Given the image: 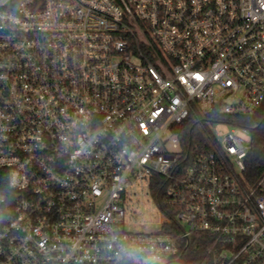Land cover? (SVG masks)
<instances>
[{"label": "built area", "instance_id": "1", "mask_svg": "<svg viewBox=\"0 0 264 264\" xmlns=\"http://www.w3.org/2000/svg\"><path fill=\"white\" fill-rule=\"evenodd\" d=\"M262 102L264 0H0V264H160L199 232L213 264H264L249 128L211 124L226 162L177 134ZM136 187L156 231L126 227Z\"/></svg>", "mask_w": 264, "mask_h": 264}, {"label": "trees", "instance_id": "2", "mask_svg": "<svg viewBox=\"0 0 264 264\" xmlns=\"http://www.w3.org/2000/svg\"><path fill=\"white\" fill-rule=\"evenodd\" d=\"M224 121L246 126L250 130V148L244 158L245 168L238 173L237 179L245 189L254 186L264 175V102L252 113L243 116H223L217 113L202 115L197 110L192 112L185 123L177 128V134L184 156H192L200 145L203 151L215 152L218 159L226 162V157L211 131V124ZM186 163V162H185ZM152 181V190H159V200L162 195V177ZM154 184V185H153ZM211 238L205 233H194L188 244L176 256L160 264H213L209 252ZM120 264H131L122 261Z\"/></svg>", "mask_w": 264, "mask_h": 264}, {"label": "rangeland", "instance_id": "3", "mask_svg": "<svg viewBox=\"0 0 264 264\" xmlns=\"http://www.w3.org/2000/svg\"><path fill=\"white\" fill-rule=\"evenodd\" d=\"M214 128V125L213 127ZM219 131H226L229 126H217ZM136 193V196L134 195ZM131 194V212L126 216V220L129 221L126 227L130 231L137 232H153L158 228L157 220L160 219L159 209L156 203L151 199L149 193H147L146 187H136L134 190H130ZM143 221L141 224L140 222ZM160 226V225H159Z\"/></svg>", "mask_w": 264, "mask_h": 264}, {"label": "snow or ice", "instance_id": "4", "mask_svg": "<svg viewBox=\"0 0 264 264\" xmlns=\"http://www.w3.org/2000/svg\"><path fill=\"white\" fill-rule=\"evenodd\" d=\"M197 78H199V77H197Z\"/></svg>", "mask_w": 264, "mask_h": 264}]
</instances>
